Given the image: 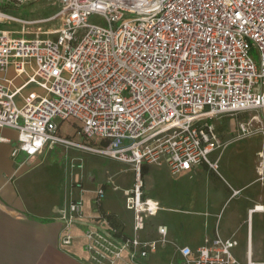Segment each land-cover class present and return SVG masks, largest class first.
Masks as SVG:
<instances>
[{"label": "built area", "instance_id": "built-area-1", "mask_svg": "<svg viewBox=\"0 0 264 264\" xmlns=\"http://www.w3.org/2000/svg\"><path fill=\"white\" fill-rule=\"evenodd\" d=\"M93 15L106 25L92 23ZM56 19L50 34L0 28V128L18 131L14 156L62 147L70 174L85 169L72 150L130 165L136 177L125 203L134 214L132 235L102 210L104 187L96 189L88 217L81 179L70 185L80 194L60 206L56 219L64 246L82 227L86 264H146L168 241V226L157 227L158 238L141 236L160 209L144 198L143 165L179 173L204 164L219 173L212 154L226 142L216 122L248 111L264 119V0H60L50 17ZM30 85L38 90L23 95ZM66 122L79 127L80 141L61 133ZM239 132L250 135L251 123L240 122ZM237 246L234 238L206 236L197 249L179 246L170 264H253L236 256Z\"/></svg>", "mask_w": 264, "mask_h": 264}, {"label": "crops", "instance_id": "crops-1", "mask_svg": "<svg viewBox=\"0 0 264 264\" xmlns=\"http://www.w3.org/2000/svg\"><path fill=\"white\" fill-rule=\"evenodd\" d=\"M10 70L13 71L12 68ZM9 76L14 78V71ZM21 83L23 79L16 78L14 81L16 86ZM34 90L38 88L30 85L22 94ZM216 123L223 139L219 120ZM239 123L233 127L237 131ZM71 126L74 129V125ZM67 135L71 136L70 133ZM235 140L226 142L225 147L215 151L212 157L224 158L229 150L227 147ZM17 146L18 131L10 127L0 128V264H86L82 227L73 228L76 238L71 245L64 246L61 243L64 225L56 219L60 206L68 198L80 194L70 187L72 181L80 179L86 189L84 197L88 217L95 210L93 199L96 189L104 187L106 197L102 210L113 216L114 223L124 234L134 233V214L125 203L126 191L132 189L136 177L130 165L72 150L74 157L87 155L84 158L87 163L83 171L75 170L70 174L65 167L62 147L58 146L57 149L61 148L62 152L56 155L46 149L35 157H29L24 152L14 156L13 151ZM263 148L264 140L261 138L254 177H244L232 169L237 166L242 171L239 161H229L230 168H227L221 165L220 159L219 173L204 164L179 173H172L166 165L144 164V198L157 202L160 209L148 217L141 236L158 238L157 227L168 226V241L150 255L146 264H170L177 259L179 246L197 249L206 236L216 234L238 241L234 253L240 260L245 262L250 258L251 261H262L264 211L254 207L264 205ZM126 169L132 174L128 183L122 179ZM110 178L112 184L108 182ZM254 213L258 214L257 225L261 228V242L257 248L251 244L246 246L249 239L247 215Z\"/></svg>", "mask_w": 264, "mask_h": 264}, {"label": "rangeland", "instance_id": "rangeland-1", "mask_svg": "<svg viewBox=\"0 0 264 264\" xmlns=\"http://www.w3.org/2000/svg\"><path fill=\"white\" fill-rule=\"evenodd\" d=\"M59 8L60 0H0V13L5 14L4 17H0V28L15 33H24L28 37L42 34L43 32H45V34H50L51 31L59 27L60 21L58 19L50 20V17L54 16ZM129 16L131 15H128V17ZM90 21L92 23L106 25L105 20L98 15L91 16ZM253 55L255 58H258L256 51ZM12 73L13 71L9 70V75ZM18 78L19 80L23 79L22 76ZM21 100L22 96H18L17 102L20 103ZM255 116H258V118H254ZM219 122L222 128L221 133L223 134V141L230 142L236 139L227 147L229 150L226 156L222 159L220 158L221 165L223 164L225 167L230 168L229 161H239L243 167L242 171L239 170L237 166L232 169L237 170L244 177H251V175L254 177V166L257 160H259L258 151L261 149V138L264 140V135L262 133L264 129V119L261 112L248 111L234 116H224ZM238 122L251 123V134L243 135V133L237 131L236 127L234 129V124ZM73 127L74 129L66 122L62 124L61 131L64 134L70 133L74 140L80 141L81 137L76 134L79 127L77 125ZM57 148L58 147L50 149L53 155H56L57 152H62L61 148ZM72 152H70V155L74 156ZM84 156L83 160L87 155ZM64 162L67 168L66 161ZM85 162L87 163V160H84V163ZM122 174L124 183H128L131 180L130 175H132L129 169H126ZM247 219L249 220L246 226L248 233L247 237L249 239H247L246 246L248 247V245L251 244L253 248H257L261 242V228L257 225L258 214L254 213L252 216L248 214ZM252 262H254L253 264H264V259L262 261L252 260Z\"/></svg>", "mask_w": 264, "mask_h": 264}, {"label": "bare ground", "instance_id": "bare-ground-1", "mask_svg": "<svg viewBox=\"0 0 264 264\" xmlns=\"http://www.w3.org/2000/svg\"><path fill=\"white\" fill-rule=\"evenodd\" d=\"M5 16V14H3V13H0V17H4ZM261 173V172H260ZM262 174V173H261ZM256 210H259V211H264V205H262V204H258V205H255V207H254Z\"/></svg>", "mask_w": 264, "mask_h": 264}, {"label": "trees", "instance_id": "trees-1", "mask_svg": "<svg viewBox=\"0 0 264 264\" xmlns=\"http://www.w3.org/2000/svg\"><path fill=\"white\" fill-rule=\"evenodd\" d=\"M143 171H144V168H142V170H141V173H142V174H143ZM109 219H111V220H112V222H115V220H114L113 216L109 215Z\"/></svg>", "mask_w": 264, "mask_h": 264}]
</instances>
